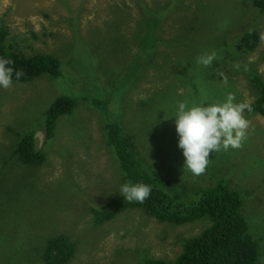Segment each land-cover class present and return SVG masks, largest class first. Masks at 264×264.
Here are the masks:
<instances>
[{
  "label": "rangeland",
  "instance_id": "rangeland-1",
  "mask_svg": "<svg viewBox=\"0 0 264 264\" xmlns=\"http://www.w3.org/2000/svg\"><path fill=\"white\" fill-rule=\"evenodd\" d=\"M254 1L0 0L7 43L26 56L52 54L61 69L57 77L41 74L0 88V264H44L39 250L58 233L75 243L67 264L173 260L184 238L210 224L205 217L160 221L140 207L93 221L91 208L119 197L123 185L105 140L106 114L90 101L102 98L103 90L110 117L147 164L193 188L224 180L240 193L241 213L264 264V115L244 113L251 126L243 147L210 153L200 176L184 168L175 125L180 102H223L229 92L237 102L254 99L247 71L264 80V9ZM252 30L257 46L224 62L234 38ZM212 51L217 59L210 67L197 63ZM61 95L74 97L75 106L57 118L54 136L43 144L45 161L23 163L12 155L17 134L33 131L42 145L44 112Z\"/></svg>",
  "mask_w": 264,
  "mask_h": 264
},
{
  "label": "trees",
  "instance_id": "trees-1",
  "mask_svg": "<svg viewBox=\"0 0 264 264\" xmlns=\"http://www.w3.org/2000/svg\"><path fill=\"white\" fill-rule=\"evenodd\" d=\"M254 5L264 9L261 0H255ZM8 34V28L1 25L0 58H10L14 61L11 66L24 72L19 80L13 74V83L27 82L41 74L52 77L61 74L60 60L56 56L49 53L26 56L18 47L7 43ZM258 40V32L255 30L236 36L233 40V51L227 50L221 59L231 62L237 55H245L257 46ZM227 43L223 45L225 50L228 48ZM140 45L142 49L146 48L142 43ZM219 63L220 61L218 65ZM246 75L254 92V99L251 101L253 111L245 113L264 115V80L253 70H248ZM102 94V98L91 97L90 101L95 108L106 114L105 140L115 151L122 171L123 184L144 183L150 185L152 191L144 203L128 202L121 194L104 206L92 207L93 221L97 224L104 223L131 207L143 208L156 219L175 224L205 217L210 220V224L197 235L184 238L181 251L175 259L150 258L145 260L144 264H261L259 244L250 233L248 222L241 213L240 193L230 188L224 180H218L213 185L193 188L187 183L184 185L164 176L147 164L133 148L130 136L110 117L108 98L104 90ZM75 101L74 97L68 95L56 97L44 112L40 126L44 138L42 145L37 146L33 131L17 134L12 155L17 156L23 163L41 165L46 159L43 144L54 136L57 118L71 113ZM75 249V243L68 235L58 233L48 236L39 252L41 251L40 257L44 264H67L73 258Z\"/></svg>",
  "mask_w": 264,
  "mask_h": 264
},
{
  "label": "clouds",
  "instance_id": "clouds-1",
  "mask_svg": "<svg viewBox=\"0 0 264 264\" xmlns=\"http://www.w3.org/2000/svg\"><path fill=\"white\" fill-rule=\"evenodd\" d=\"M264 41V32L260 34ZM217 59L212 51L197 57V63L210 67ZM10 58H0V88L8 89L13 84V74L17 80L24 75L22 70H15ZM238 67V65H237ZM225 84L227 80L225 78ZM253 111L251 102H237L235 93L226 94L223 102L205 105L180 102L175 115L178 145L183 150L186 167L194 176L205 173L209 164L210 153L240 149L248 138L251 121L244 115ZM152 188L144 183H125L119 192L128 202L144 203L151 195Z\"/></svg>",
  "mask_w": 264,
  "mask_h": 264
}]
</instances>
